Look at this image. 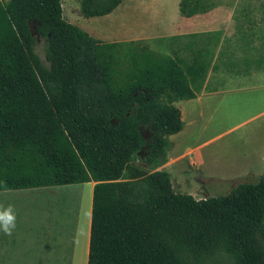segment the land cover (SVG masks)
Listing matches in <instances>:
<instances>
[{
    "label": "trees",
    "instance_id": "16d2710c",
    "mask_svg": "<svg viewBox=\"0 0 264 264\" xmlns=\"http://www.w3.org/2000/svg\"><path fill=\"white\" fill-rule=\"evenodd\" d=\"M123 0H78L83 18ZM206 0H180L191 18ZM35 32V34H33ZM44 40V66L34 52ZM208 65L141 41L107 42L63 16L61 0H0V191L94 182L87 264H264V170L220 197L173 190L164 164ZM150 133L148 141L142 131Z\"/></svg>",
    "mask_w": 264,
    "mask_h": 264
},
{
    "label": "rangeland",
    "instance_id": "374dc122",
    "mask_svg": "<svg viewBox=\"0 0 264 264\" xmlns=\"http://www.w3.org/2000/svg\"><path fill=\"white\" fill-rule=\"evenodd\" d=\"M206 2L211 6L210 11L190 19L180 17L179 0H123L108 15L83 18L78 0H61L65 19L94 38L97 35L94 29L116 34L131 31L139 36L146 34L143 36L148 38L105 41H141L163 55L179 56L185 64L191 62L195 52L201 54L208 68L195 92L200 93L205 85L207 90L221 92L201 97L197 103L191 100L175 102L174 106L183 111L184 128L169 136V141L174 144L172 155H181L206 143L199 151L203 167L189 166L187 157L166 169L173 190L197 200L224 196L241 183H255L264 170V161L261 166L254 161L253 178H242V173L248 169L243 156L264 134V114L247 120L264 110V89L251 88L264 83V0ZM34 52L47 67L44 40L39 36L35 39ZM233 72L248 78L228 81L227 76ZM142 135L148 141L150 133L143 130ZM248 138H253L252 144L247 142ZM144 157L145 149L135 155L133 164L147 173L163 170L162 165H147ZM223 178L231 182H220ZM35 190L39 193L19 205L22 218L20 213L16 218L17 225L26 232L21 241L25 254L21 260L48 264L54 262V254L60 257L63 245L70 244L80 197L84 190L83 201L86 199L88 185ZM81 227L80 235L83 233ZM205 264L232 262L226 255L216 254L205 260Z\"/></svg>",
    "mask_w": 264,
    "mask_h": 264
},
{
    "label": "crops",
    "instance_id": "0c3cea01",
    "mask_svg": "<svg viewBox=\"0 0 264 264\" xmlns=\"http://www.w3.org/2000/svg\"><path fill=\"white\" fill-rule=\"evenodd\" d=\"M183 19H190V18H183ZM170 29H166V30L170 31ZM93 31L96 32L97 34L95 35L96 38L103 40V41L108 40V39H113L116 41H128L132 39H137L140 36L144 38H148L146 36H143L146 34L139 36L137 35L136 32H131V31H128L122 34H116L112 31H107V30L101 32L99 30L94 29ZM258 71L262 72L261 69H259ZM235 72L230 73V76H227L228 81L229 80L236 81L235 78H238V79L248 78V76L246 75H237L235 74ZM240 88L241 87H238L237 89H240ZM251 88L253 90L264 89V83L260 85H256ZM220 92H221L220 90L219 91H210L209 89L207 90L206 85H205L200 93L195 92L196 98L191 99V102L197 103L201 100V97L207 96L208 94H219ZM262 114H264V110L252 116L251 118L247 120H251V119L255 120L256 118H260ZM181 119H183V111L181 112ZM262 123H264V121H262ZM183 128H184V125H183ZM262 136H263L262 140H260L254 145H250V147L246 150V153L243 156V160L248 164L247 165L248 169H246V171L242 173V178H245V179H247L248 177L250 179L253 178L254 173H252L253 172L252 169L254 167H252L253 165L252 162L258 161L257 163H259L261 166L262 164L261 162L264 161V134ZM247 142L249 144H252L253 138H248ZM204 144L206 143H203L195 148L188 149L185 153L181 155H172L171 150L174 148V144L171 142V147L167 151L164 164L162 165L163 167L162 171H165L168 167H172L173 164L179 163V161L186 159L187 157H189V161H188L189 166L194 167V168L203 167L202 155L199 151L203 147ZM223 179L224 180H219V181L220 182H231V179H226V178H223ZM73 185H79V187L81 188L88 185V192L86 194V199L83 201V198H84L83 196L84 190H83L82 195L80 197L79 206L76 211L77 213L76 218H75L76 223L74 226V230L71 233V242L69 245H66V246L63 245L60 257L58 253L54 254L55 256L54 262L52 263L48 262V264H87L88 262V249H89L88 242H89V236H90L91 205H92L91 201H92V190H93L94 182L83 183V184H73ZM44 188H49V187H44ZM35 189H42V188L21 189V190H13V191H0V204H3L5 207L11 204L15 210L16 218H17L20 213L19 211H22V208H20L19 205L24 204V200H26L28 197L35 196L36 194L39 193L38 192L39 190L37 191ZM20 215L22 218V213H20ZM80 227L83 230V233L81 235H80V232H81ZM25 235H26V232L24 231L23 228L17 225V223L11 235H6L3 232H0V264H35L30 261L21 260V257L25 255L23 254V251H22L23 244L21 242L23 241ZM24 245H25V242H24Z\"/></svg>",
    "mask_w": 264,
    "mask_h": 264
},
{
    "label": "clouds",
    "instance_id": "9594fccd",
    "mask_svg": "<svg viewBox=\"0 0 264 264\" xmlns=\"http://www.w3.org/2000/svg\"><path fill=\"white\" fill-rule=\"evenodd\" d=\"M16 227V213L11 204L5 207L0 204V232L11 235Z\"/></svg>",
    "mask_w": 264,
    "mask_h": 264
},
{
    "label": "water",
    "instance_id": "95a60500",
    "mask_svg": "<svg viewBox=\"0 0 264 264\" xmlns=\"http://www.w3.org/2000/svg\"><path fill=\"white\" fill-rule=\"evenodd\" d=\"M33 34H35V32H33Z\"/></svg>",
    "mask_w": 264,
    "mask_h": 264
}]
</instances>
